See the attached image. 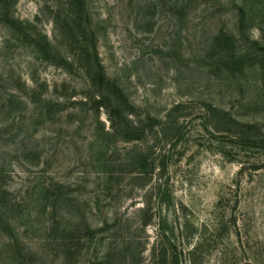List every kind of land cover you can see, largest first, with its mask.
<instances>
[{
  "label": "rangeland",
  "instance_id": "1",
  "mask_svg": "<svg viewBox=\"0 0 264 264\" xmlns=\"http://www.w3.org/2000/svg\"><path fill=\"white\" fill-rule=\"evenodd\" d=\"M0 264H264V0H0Z\"/></svg>",
  "mask_w": 264,
  "mask_h": 264
},
{
  "label": "trees",
  "instance_id": "2",
  "mask_svg": "<svg viewBox=\"0 0 264 264\" xmlns=\"http://www.w3.org/2000/svg\"><path fill=\"white\" fill-rule=\"evenodd\" d=\"M126 139H123V141H125ZM167 161H168V156H167V154H163V155H161L160 156V168L161 169H165V167H166V165H167ZM142 164H144V163H142ZM163 252L164 251H162V253H161V258L163 257Z\"/></svg>",
  "mask_w": 264,
  "mask_h": 264
}]
</instances>
